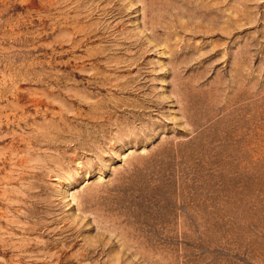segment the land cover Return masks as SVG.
Instances as JSON below:
<instances>
[{
	"label": "rangeland",
	"instance_id": "374dc122",
	"mask_svg": "<svg viewBox=\"0 0 264 264\" xmlns=\"http://www.w3.org/2000/svg\"><path fill=\"white\" fill-rule=\"evenodd\" d=\"M0 264H264V0H0Z\"/></svg>",
	"mask_w": 264,
	"mask_h": 264
}]
</instances>
